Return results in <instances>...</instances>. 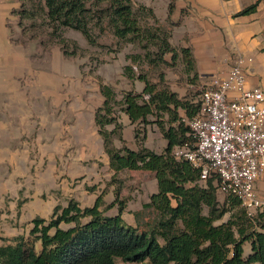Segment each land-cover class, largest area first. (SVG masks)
Masks as SVG:
<instances>
[{"label":"crops","instance_id":"crops-1","mask_svg":"<svg viewBox=\"0 0 264 264\" xmlns=\"http://www.w3.org/2000/svg\"><path fill=\"white\" fill-rule=\"evenodd\" d=\"M169 2L151 0V7L159 19L169 22L168 41L177 50L176 58L185 73L208 82L212 76L223 75L240 54L252 58L246 63L248 85L259 86L264 92V0H173L171 11ZM252 4L256 7L251 13L240 14ZM18 7L17 0H0V237L9 239L28 231L30 220L47 219L57 204L66 206L71 199L84 209L93 206L98 196L105 215H116L121 201L120 219L131 226L141 225L143 204L158 191L155 173L110 167L93 107L87 115L85 101H81L72 107L77 112L70 115V104L65 106L63 99L54 98L52 68L38 70L36 46L31 50V42L13 40L11 30L18 21L13 10ZM180 48L192 55L191 72L186 71ZM166 55L165 61L170 62ZM150 83L157 89L164 84L177 93L166 75L163 81L152 79ZM144 86L135 79L129 91L141 92ZM180 110L179 116L183 115ZM167 118L164 114L158 120ZM156 119L150 114L149 122L132 123L119 111L120 127L112 137L113 147L136 151L141 142L147 149L163 153L167 140ZM105 128L111 131L114 124ZM136 129L142 131L141 137H136ZM254 188L262 204L252 209L250 216L246 214L250 219L264 216V173ZM216 197L223 203L226 196L216 189ZM242 247L246 258L252 251L251 242L245 241Z\"/></svg>","mask_w":264,"mask_h":264},{"label":"trees","instance_id":"trees-1","mask_svg":"<svg viewBox=\"0 0 264 264\" xmlns=\"http://www.w3.org/2000/svg\"><path fill=\"white\" fill-rule=\"evenodd\" d=\"M17 1L19 7L13 10V14L17 16L16 22L20 26L21 21L32 14L23 8L24 0ZM255 7L256 4H252L240 14L251 13ZM172 8L173 0H170L169 11ZM41 10L52 34L70 28L93 42L90 24H98L103 18L107 19L114 34L120 38L140 33L131 0H42ZM149 11L152 13L151 9ZM146 37L153 38L151 34ZM179 51L186 71L191 72L194 64L190 51L186 48ZM158 52L159 63L166 62L164 56L168 53L172 59L177 55L168 38L161 41ZM64 53H67L66 50ZM125 74L127 77L135 75L131 65L126 66ZM136 77L145 83L144 89L141 93H124L122 110L132 123H147V116L155 115V122L167 140L164 152L151 151L141 142L136 151L126 146L113 147L112 137L120 126L115 122L111 132L105 128L114 121V117L108 113V101L113 94L108 86L101 89L105 97L103 109L107 116L99 118L97 112L95 123L102 134L109 156L108 163L113 170L143 169L155 173L158 191L152 194L148 203L143 204V209H155L162 219L151 230H140L139 226L128 225L120 219L123 210L121 201L118 202V213L108 216L100 210L101 196L96 198L93 206L84 209L70 199L66 206H55L49 220L40 217L31 220L29 233L40 242L39 251L34 250L33 242L17 237L14 243L8 240L0 244V264H116L117 258L128 264H264V216L259 215L254 219L246 217L238 199L231 195L219 203L217 185L212 183V179H209L206 188L197 185L198 171L187 161L178 160L171 154L174 144L192 139L188 126L181 122L182 116L195 114L188 110L191 102L180 99L177 93L168 88L156 89L142 75ZM145 94L149 95L147 100H143ZM179 108L185 110L186 114L179 116ZM164 114L168 118L158 120ZM173 122H176L175 126H172ZM137 131L135 134L138 138ZM204 206L207 207L206 213ZM227 211L228 218L223 220ZM61 223L71 225L62 228ZM50 230L53 232L50 233ZM245 241L251 242L252 251L243 258L242 245Z\"/></svg>","mask_w":264,"mask_h":264},{"label":"rangeland","instance_id":"rangeland-1","mask_svg":"<svg viewBox=\"0 0 264 264\" xmlns=\"http://www.w3.org/2000/svg\"><path fill=\"white\" fill-rule=\"evenodd\" d=\"M41 4L42 0H24L23 8L31 12L32 15L30 18H24L20 26L13 25V29L11 28L12 38L22 44L31 42L33 44L31 50L36 46L35 50L39 56L37 59L38 70L40 72L42 68H52L54 98L63 99L65 106L70 104V115L77 112L73 111V106L78 107L79 102L85 101L87 115L92 114L91 107H93V113L98 112L99 118L106 117L107 114L103 109L105 97L101 89L103 86H108L113 90L107 105L108 113L109 116L114 117L112 124L115 128L119 111H122L121 102L124 93L129 91L130 83L138 79L136 77L138 75L146 77L149 82L152 79L158 82L163 81V76H168L169 81L174 83L177 93H181V97L186 98L183 100L188 103L191 102L188 106L189 112L195 113L196 106L200 101L202 87L207 79H197L185 73L180 61L176 57L174 59L170 58V54L166 55L170 62L159 63L158 50L161 47V41L169 38L170 24L166 19L162 21L157 17L151 7V0H131L135 20H137L140 27L138 35L120 38L114 34V29L107 22V19L103 18L98 24H90L93 42H89L81 32L70 28H64L57 34H52L48 20L41 10ZM105 6L101 5V7ZM149 9L152 10V13ZM148 34H151L153 38L149 37L150 39H148L146 37ZM64 50L67 53H64ZM127 65L132 66L134 76L127 77V74H125ZM163 86L165 85L162 84L160 88H164ZM130 91L133 93L142 92ZM143 100L147 99L143 96ZM54 107L56 110L57 107ZM180 109V112L185 115V110ZM118 129L119 127L116 129V133H118ZM137 132L140 135L142 131L138 130ZM99 134L103 141L102 134ZM219 195L221 194L219 193ZM204 212H207L206 206H204ZM52 215L47 219L44 218L45 221L49 220ZM228 215V211L225 212L224 218ZM160 219H162V216L158 211L152 208L145 209L142 211L141 219H139L141 223L139 229L151 230ZM70 225L61 224L64 228ZM30 229L9 239L0 237L2 241L0 244L7 243L8 240L14 243L15 238L22 237L29 242H33L34 250L39 251L40 242L33 235H30ZM52 232L53 230H50V233ZM115 263L127 264L119 258L115 260Z\"/></svg>","mask_w":264,"mask_h":264},{"label":"built area","instance_id":"built-area-1","mask_svg":"<svg viewBox=\"0 0 264 264\" xmlns=\"http://www.w3.org/2000/svg\"><path fill=\"white\" fill-rule=\"evenodd\" d=\"M250 61L236 55L223 75L203 85L195 114L181 117L192 139L171 148L176 159L198 171L197 185L206 187L212 179L248 216L262 204L254 187L264 173V92L248 85Z\"/></svg>","mask_w":264,"mask_h":264}]
</instances>
